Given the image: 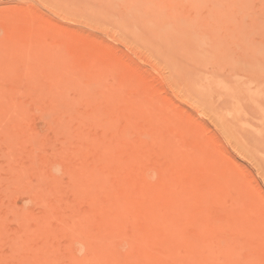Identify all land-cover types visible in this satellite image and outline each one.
I'll return each mask as SVG.
<instances>
[{
	"label": "rangeland",
	"instance_id": "rangeland-1",
	"mask_svg": "<svg viewBox=\"0 0 264 264\" xmlns=\"http://www.w3.org/2000/svg\"><path fill=\"white\" fill-rule=\"evenodd\" d=\"M195 2L0 0V264H264V0Z\"/></svg>",
	"mask_w": 264,
	"mask_h": 264
},
{
	"label": "bare ground",
	"instance_id": "bare-ground-1",
	"mask_svg": "<svg viewBox=\"0 0 264 264\" xmlns=\"http://www.w3.org/2000/svg\"><path fill=\"white\" fill-rule=\"evenodd\" d=\"M193 1H194V0H193ZM195 1H196L195 4H196L197 6H199V5L201 4V0H195ZM239 1H240V0H239ZM244 1H246V0H244ZM115 3H116V2H115ZM236 3H237V5H238V2H237V1H235V4H236ZM239 3H240V2H239ZM242 5H243V4H242ZM244 5H246V4H244ZM236 7H237V6H236ZM125 11H126V10H125ZM125 11H124V12H125ZM134 14H135V13H133V15H134ZM131 15H132V14H131ZM128 16H129V15H128ZM125 18H126V17H125ZM182 26H183V24L181 25V27H182ZM183 27L185 28V26H183ZM184 28H183V30H182L183 33H184V31L186 30V28H185V30H184ZM188 28H189V29H192V27H191L190 25H188ZM192 30H193V29H192ZM182 31H181V32H182ZM166 32H167V30H166ZM188 32H189V31H188ZM188 32L186 33V31H185V33H186L187 35H184V36L186 37V36H188V35L191 33V34L189 35V38H190V39L187 38V40H189L190 42H191V40H194V41H195V38H196V34L194 33L195 30H194V32H193V31H191L190 33H188ZM183 33H182V34H183ZM193 33L195 34V36L193 35V38H191V36H192ZM178 34L181 35L180 32H179ZM180 35H178L179 38L181 37ZM173 37H176V36L173 34ZM182 37H183V35H182ZM185 37H184V38H185ZM194 37H195V38H194ZM181 39H182V38H180L179 40H181ZM179 40H177V42H178ZM173 41H174V40H173ZM194 41H193V43L196 44V42H194ZM174 42H176V41H174ZM191 43H192V42H191ZM175 45H176V44H175ZM248 101H250V100H248ZM251 103H252V102H251ZM248 104H250V102H249ZM252 104H253V103H252ZM257 104H258V102H257ZM256 106H257V105H256ZM259 106H260V103H259ZM263 135H264V134H263ZM263 135H261V136H263ZM257 211H258V210H257ZM248 213H249V212H248ZM255 220H256V219H255ZM252 226H253V225H252ZM258 237H259V236H258ZM261 245H262V244H261ZM262 249H263V248H262ZM262 251H264V250H262Z\"/></svg>",
	"mask_w": 264,
	"mask_h": 264
}]
</instances>
